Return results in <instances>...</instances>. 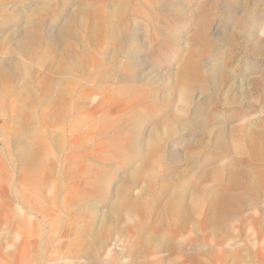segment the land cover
<instances>
[{
  "label": "rangeland",
  "instance_id": "obj_1",
  "mask_svg": "<svg viewBox=\"0 0 264 264\" xmlns=\"http://www.w3.org/2000/svg\"><path fill=\"white\" fill-rule=\"evenodd\" d=\"M187 60L206 86L216 74L232 79L219 78L221 94L196 85L184 110L177 78ZM255 80L264 87V0H0V264H264V197L217 238L192 228L206 203L179 230L161 212L166 199H150L173 169L175 179L195 174L177 163L180 132L163 136L177 157L167 162L165 146V162L144 173L150 184L127 181L148 133L169 114L188 121L206 99L236 97L213 120L204 109L212 135L245 122L264 129ZM247 93L258 106L233 114ZM197 132L204 169L251 164Z\"/></svg>",
  "mask_w": 264,
  "mask_h": 264
},
{
  "label": "bare ground",
  "instance_id": "obj_2",
  "mask_svg": "<svg viewBox=\"0 0 264 264\" xmlns=\"http://www.w3.org/2000/svg\"><path fill=\"white\" fill-rule=\"evenodd\" d=\"M224 65L228 64L225 63ZM219 78L220 83L222 79L225 84H228L232 79V75H228L226 72L223 75L216 74L213 76L208 86H206L202 83L203 80L200 75L198 62L194 60L185 61L178 70L177 78V84L182 88L179 94L182 109L186 110L188 105L192 102L194 98L193 89L196 85L200 87V89H198L201 94L210 89L213 93L221 94V91H219ZM251 86L252 90L260 96V100L259 96L253 99L255 102L257 100L259 101L258 105L260 111L264 112V87L260 85L259 80L253 81ZM250 99L251 97L249 94H245L243 105H240V108H234L233 114L240 115L258 106L253 101H250ZM235 100L236 97L235 99L225 97L222 99H206L196 105L188 121L175 114H169L162 119L160 123L148 133L141 163L138 164L127 179L129 183L134 184L144 179L146 183L148 182L147 184H150L152 176L149 177L148 175H144V173L148 167L155 170L165 162V155H163L162 149L165 146L167 147V162L170 158L175 159L177 157V155L171 151V146H174V143L165 145L163 136L171 138L180 132L177 144L182 146L184 157L183 159L179 157L177 163L188 164L195 174L192 179L185 175L175 179L176 170L173 169L169 172L170 174H168L171 178L170 181L164 182L158 194H154L150 197V199L155 201H163L166 199L165 206L161 212L166 213L168 211L170 216H174L175 225L179 230L185 229L186 222L190 217H196L201 204L204 202L207 204V218L199 227L193 226L192 228L202 229L205 226V228L217 238L223 231L229 230V228L230 230L232 229L230 220L241 213L245 205H247V207H255L258 203V197H264V191H261V186L264 185V173L262 168H259L262 167L261 163L264 161V129H253L249 126L248 122H245L231 128L232 131H230V133L229 131H227L228 133L222 132L220 128L212 135L208 130L207 121L204 118V109L212 107V111L207 116L210 120H213V118L215 119V112L219 110L221 102L233 105L235 104ZM229 112H232V110L228 111V113ZM188 122L196 124V132H191L192 134L188 133L189 131L186 128ZM205 129V136L212 140L210 149L218 152L222 157H226L227 154L232 153L236 156L247 155L248 159H251V164L249 163L250 166L245 160L237 161L231 158L222 165L204 169L201 159V155L203 154H201L198 149V142L192 137L198 134L197 131ZM229 137L233 144L232 149L230 147ZM236 166L244 167L236 168ZM190 189L194 190L191 200L196 207L188 209L186 208L188 201L187 193ZM235 190L238 191L234 192ZM254 193H258V195L253 197ZM220 242L223 243L221 240Z\"/></svg>",
  "mask_w": 264,
  "mask_h": 264
}]
</instances>
